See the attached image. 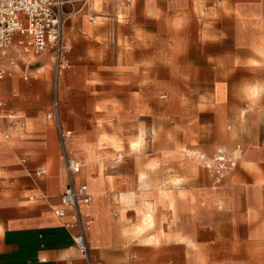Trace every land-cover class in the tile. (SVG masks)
Masks as SVG:
<instances>
[{"label":"rangeland","instance_id":"374dc122","mask_svg":"<svg viewBox=\"0 0 264 264\" xmlns=\"http://www.w3.org/2000/svg\"><path fill=\"white\" fill-rule=\"evenodd\" d=\"M224 1L229 0H154V16L150 18L132 15L133 8L121 4L115 14L104 17L107 19H96L101 31L90 46L79 45L74 35L67 33L70 19L77 15L78 9L66 7L64 39L70 48L64 60L69 67L61 71L60 79L69 71L71 79L67 76V81H72L74 73L71 70L77 61L82 73L93 77L94 84L89 90L69 92L65 102L51 55H32L40 58L38 62L46 58L42 65L47 64L37 76L40 87L36 102L46 98L49 111L52 92L58 87L61 123L68 99L73 111L88 113L92 105L105 99L114 101L109 104L120 110L121 106H127L131 97L141 96L139 100L144 102L145 117L139 121L138 130L118 136L103 129L106 137L119 138V152L112 160L121 155V163H126L124 170L129 173V180L125 187L128 191L148 187L151 197L142 204L153 207L155 225L164 223L165 228L175 225L177 212L191 215L192 221L202 217L210 219L212 229L208 233L193 230L187 232L191 238L185 240L192 255L189 257L198 260L203 257L208 264H216L217 239L227 236L225 232L218 237L216 231L217 213L224 210L222 189L232 181L244 188L264 187V57H261L264 56V41L254 47L260 56L245 45L264 37V21H238L229 15L230 8L223 7ZM17 41L18 38H14V46L10 49L14 72L0 81L17 77L30 84L29 71L33 67L30 65L37 62L29 64L22 59L25 55ZM238 42L241 45H237ZM137 43L143 47L145 70L143 84L139 85L129 80L124 68L127 61L130 65L142 58L136 51L133 55L130 53ZM125 51L129 52L123 55ZM216 82L224 87L225 100L221 103L213 101ZM254 90L257 92L252 95ZM154 91L159 105L153 102ZM223 96L222 86L216 84L214 100L222 101ZM99 122L104 121H96ZM106 123L111 124L110 121ZM132 142L138 143L136 152L141 157L135 173L132 160L136 155L128 152V144L130 150ZM77 146L90 153L89 161L100 160L101 157L94 154L93 145L81 140ZM140 172L145 178L142 184L139 183ZM159 191L173 192V208L166 199H159ZM180 191L185 194L181 201L176 198ZM133 195L134 192L130 200ZM137 205L122 203L125 208L132 209ZM138 214L140 217V210ZM173 227L174 232L180 234L179 229ZM238 237L244 240L245 233L238 232ZM195 241L208 244L198 246ZM263 257V245L239 248L238 259L246 264H255Z\"/></svg>","mask_w":264,"mask_h":264},{"label":"crops","instance_id":"0c3cea01","mask_svg":"<svg viewBox=\"0 0 264 264\" xmlns=\"http://www.w3.org/2000/svg\"><path fill=\"white\" fill-rule=\"evenodd\" d=\"M65 1L68 2L65 8L78 9L77 15L70 19L67 33L73 34L79 45L86 43L90 46L101 31V27L95 23L96 19H107L104 17L115 14L121 4H129L128 7L133 8L132 15L144 18L154 16V0H88L84 5L78 0ZM223 7L230 8L229 15L238 21H264V0H229L223 2ZM261 41H264V37L245 45L255 52L254 47ZM237 45H241V42ZM135 51L142 57L143 47L138 43L131 49V55ZM46 55L43 54L44 57ZM26 58L29 57H22L24 61ZM10 60L9 51L7 58H0L1 66L10 69ZM39 60L37 58V61L32 62L37 63L30 65L33 66L29 71L30 84L17 77L0 81V101L6 104L0 116V264H84L72 241L76 229L68 227L73 222L71 213L68 212L63 218L53 213L54 209L60 207L66 178L55 128L45 118L48 111L46 98L40 103L36 102L40 87L37 76L47 66L42 65L46 58L41 62ZM127 63L124 68L130 75L129 80H134L138 85L143 84V57L137 59L136 63ZM74 67L71 70L74 73L71 82L67 81V76L71 79L69 71L62 78L64 102L69 92L89 90L94 84L93 77H86L82 73L79 62L76 61ZM11 70L13 73L14 69ZM216 84L223 88L222 101L214 100ZM256 92L254 90L252 95ZM156 93L154 91L153 102L159 105ZM140 97H131L127 106H121L120 110L109 104L114 101L105 99L92 105L88 113L73 111L71 100L68 99L62 110V127L70 130L77 142L83 140L93 145L96 148L94 154L101 157L100 160L89 161L90 153L80 150L76 142L73 154L84 166L75 180L78 184H85L93 196V204L89 209L93 223L87 236L91 255L104 264H208L203 257L200 260L189 257L190 247L185 240L186 237L191 238V235L186 234L193 230L195 233H208L212 229L210 219L202 217L199 221H192L191 215L177 212L175 225L169 228H165L164 223L155 225L153 207L148 203L142 204L151 197L148 187L128 191L125 187L129 180V173L124 170L126 163H121V155H117L121 157L118 161L117 157L112 160L119 152V138L106 137L103 129L107 128L118 136L132 129L138 130L139 121L145 117L144 102L139 100ZM224 100V87L222 83L216 82L213 101L221 103ZM11 113L15 115L13 120L6 118ZM97 120L104 122L96 123ZM106 121L111 124L107 125ZM137 148V142L130 143V150L128 144V152L136 155L132 160L134 173L141 161ZM39 169H43L45 174L36 177L35 172ZM144 179L140 172L139 183L142 184ZM245 179L250 180L249 177ZM250 186L244 188L239 182L232 181L220 192L224 196V210L217 213L216 231L218 237L219 233L224 236L225 232L227 236L217 239L216 264H246L238 259L239 248L243 245L264 246V187ZM133 192L130 200L129 196ZM158 195L159 199H166L170 207H174L175 195L172 191H159ZM184 196L182 191L176 194L180 201ZM125 202L139 204L132 209L122 206ZM168 219L171 221V215ZM173 226L179 229L180 234L174 232ZM240 231L245 233L244 240L238 237ZM190 243L194 242L190 240ZM195 244L208 243L195 241ZM255 264H264V257L256 260Z\"/></svg>","mask_w":264,"mask_h":264},{"label":"built area","instance_id":"2783aa9c","mask_svg":"<svg viewBox=\"0 0 264 264\" xmlns=\"http://www.w3.org/2000/svg\"><path fill=\"white\" fill-rule=\"evenodd\" d=\"M83 5L88 0H78ZM65 0H0V58H5L12 47L14 38L24 55H51L53 70L57 73V80L67 63L64 54L70 46L65 43ZM10 69H4L0 64V80L12 76L14 63L9 61ZM6 104L0 101V116ZM9 120L15 119L13 113L7 114ZM45 118L52 122L62 158L66 187L60 196V207L53 213L63 218L68 212L73 222L68 225L76 229L72 237L74 247L80 254L84 264H104L92 257L88 244V233L91 228V217L83 213V207L91 203L92 197L85 184L76 183L83 165L75 158L70 150L72 132L62 127L60 120V97L58 87L52 92L50 110ZM7 138L6 135H3ZM118 158H116L117 161ZM45 174L43 169L35 172L36 177Z\"/></svg>","mask_w":264,"mask_h":264},{"label":"bare ground","instance_id":"6f19581e","mask_svg":"<svg viewBox=\"0 0 264 264\" xmlns=\"http://www.w3.org/2000/svg\"><path fill=\"white\" fill-rule=\"evenodd\" d=\"M64 35H65V31H64ZM14 46V45H13ZM12 46V47H13ZM16 49H17V46H16ZM27 55H29V56H26L25 55V57H29L30 58V56H32L33 54L32 53H29V54H27ZM36 56V55H35ZM37 56H39V55H37ZM41 56V55H40ZM7 58V57H6ZM35 57H33L32 56V60L31 61H29L28 60V58H26V61H28V63L30 64V63H32L33 61H37V58H35ZM64 67V70H66L69 66L66 64V65H64L63 66ZM59 86H60V88H62V79H60L59 78ZM75 149H76V140H75V137L72 135V140H71V143H70V150L74 153L75 152ZM119 158H121V157H119ZM119 159H117V161H118ZM84 166V165H83ZM89 193H90V195H91V197H92V200H91V203L89 204V205H87V206H85V207H83V213L86 215V216H90L91 214H90V212H89V209H90V207L92 206V204H93V196H92V194H91V192L89 191ZM91 221H92V223H93V219H91ZM92 223H91V227H92ZM90 230H91V228H90Z\"/></svg>","mask_w":264,"mask_h":264}]
</instances>
